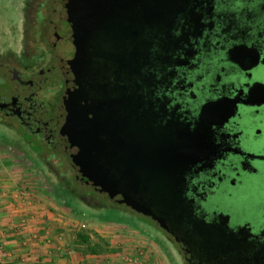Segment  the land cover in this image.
Segmentation results:
<instances>
[{
	"label": "flooded vegetation",
	"instance_id": "1",
	"mask_svg": "<svg viewBox=\"0 0 264 264\" xmlns=\"http://www.w3.org/2000/svg\"><path fill=\"white\" fill-rule=\"evenodd\" d=\"M17 14L0 48V125L56 177L58 154L69 163L63 125L87 108L71 95L72 71L91 50L87 69L110 88L101 99L125 85L149 134L193 149L185 196L198 218L227 226L226 264L233 233L235 264H264V0H23ZM119 55L138 69L132 80ZM166 234L182 264H221Z\"/></svg>",
	"mask_w": 264,
	"mask_h": 264
},
{
	"label": "water",
	"instance_id": "2",
	"mask_svg": "<svg viewBox=\"0 0 264 264\" xmlns=\"http://www.w3.org/2000/svg\"><path fill=\"white\" fill-rule=\"evenodd\" d=\"M79 34L80 31L75 41H80ZM62 51L64 66V46ZM79 55L81 65L72 71L70 90L74 99L87 108L75 112L74 119L68 117L61 137L76 177L111 202L150 218L176 241H182L187 251H198L206 261L226 264L227 226H215L198 218L185 196L186 173L195 161L193 149L186 142L180 147L167 135L149 134L146 117L133 108L139 102L123 93L125 85H120L118 99H101L99 93L110 88L101 86L99 72H90L86 66L97 58L96 53L85 50ZM130 59L118 57L119 75L124 73L127 81L138 72L130 66ZM64 73L70 74L68 68ZM106 105L112 109L107 110ZM257 157L264 159V154ZM228 248L235 264L241 249L234 233Z\"/></svg>",
	"mask_w": 264,
	"mask_h": 264
},
{
	"label": "rangeland",
	"instance_id": "3",
	"mask_svg": "<svg viewBox=\"0 0 264 264\" xmlns=\"http://www.w3.org/2000/svg\"><path fill=\"white\" fill-rule=\"evenodd\" d=\"M24 1L35 4L38 0ZM20 4H23V0H0V48H4L12 39L9 31L13 30L12 25L10 29L8 18L18 17L17 10ZM16 22L18 23V20ZM12 136L13 134L9 129L0 125V176L11 173L10 175L13 174L14 178L16 176L23 178L36 187L40 202H46L44 203L46 204L45 210H54L56 213L57 225L67 228L74 225L75 230L73 231L76 235L80 232L87 234L91 232L92 236L97 237V241L102 243L100 245L106 251L105 253H109L107 238L94 231V228L101 229L102 224L111 222L128 223L140 229L144 228L148 234H151L156 243L157 251L163 255L166 264H182L176 243L152 220L125 206L110 204V200H100L96 192L88 191L87 188V190L79 188L80 195L75 194L71 189L75 185H80L81 182L74 174L67 157L63 153L58 154L62 165L56 169L55 177L51 170L40 162L35 153ZM52 160L55 161L56 159L53 158ZM76 221L85 222L87 227L77 229ZM59 229L58 226L56 230Z\"/></svg>",
	"mask_w": 264,
	"mask_h": 264
},
{
	"label": "built area",
	"instance_id": "4",
	"mask_svg": "<svg viewBox=\"0 0 264 264\" xmlns=\"http://www.w3.org/2000/svg\"><path fill=\"white\" fill-rule=\"evenodd\" d=\"M10 174L0 176V231L4 232L2 224H5L6 228L16 234V242L25 248L24 252L19 254V259L24 261L29 257L34 246H49L48 253L52 242H59L64 246L65 233L70 229L75 230L74 225L69 228L59 225L60 229L51 233L46 226L39 224L36 214L40 196L36 187L25 179L17 176L14 178L13 174ZM3 219L6 220L5 223H2ZM76 222L77 229L87 227L85 222ZM94 231L106 237L109 243L107 264H166L163 255L157 251L151 234L144 228L111 222L102 224L101 229L94 228ZM58 248L60 246H56V249ZM69 250L70 248L67 251ZM12 256L13 253L6 249L4 240H0V264ZM69 264L81 263L75 260Z\"/></svg>",
	"mask_w": 264,
	"mask_h": 264
},
{
	"label": "crops",
	"instance_id": "5",
	"mask_svg": "<svg viewBox=\"0 0 264 264\" xmlns=\"http://www.w3.org/2000/svg\"><path fill=\"white\" fill-rule=\"evenodd\" d=\"M44 203L40 202L38 205L36 221L39 224L45 225L51 233H54L59 226L55 220L56 213H54V210H45L46 204ZM5 221L3 219L2 223H5ZM4 225L2 224L4 232L0 231V240H4L6 249L10 250L13 256L7 257L2 264H69L75 260L80 261L81 264H107L106 257L108 253H105L106 251L102 253L90 252L86 243L77 242L76 233L72 229L65 233L64 246L59 244V242H52L49 253L47 248L49 246H34L32 247V251H30L31 255L24 261H21L18 256L24 252L25 248L16 242V234ZM88 235H90V240L97 241V237H93L91 232ZM56 246H60L58 248L60 249L59 251L56 249ZM69 248L70 250L67 251Z\"/></svg>",
	"mask_w": 264,
	"mask_h": 264
},
{
	"label": "trees",
	"instance_id": "6",
	"mask_svg": "<svg viewBox=\"0 0 264 264\" xmlns=\"http://www.w3.org/2000/svg\"><path fill=\"white\" fill-rule=\"evenodd\" d=\"M79 188H85V190H87L88 189V191H90V190H92L93 191V189L90 187V186H86V185H84V184H80V185H75L72 189H71V191H73L75 194H79L80 195V191H79ZM87 188V189H86ZM95 193V192H94ZM98 197H100V200L101 199H103V200H109V198L108 197H106L104 194H98ZM101 203H103V201H101ZM113 202H110V204H112ZM113 205H115V206H117V204H115V203H113ZM148 218V217H147ZM150 219V218H149ZM151 220V219H150ZM76 240H77V242H82V243H86L87 245H88V247H89V251L90 252H103V251H105L104 249H102L101 248V245L100 244H102L100 241L98 242V241H92V240H90V238H89V235L87 234V233H84V232H80V233H78L77 235H76ZM103 247V246H102Z\"/></svg>",
	"mask_w": 264,
	"mask_h": 264
}]
</instances>
